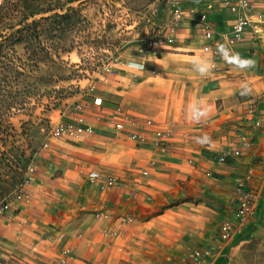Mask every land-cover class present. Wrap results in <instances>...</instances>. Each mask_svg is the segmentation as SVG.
<instances>
[{"label":"rangeland","instance_id":"374dc122","mask_svg":"<svg viewBox=\"0 0 264 264\" xmlns=\"http://www.w3.org/2000/svg\"><path fill=\"white\" fill-rule=\"evenodd\" d=\"M165 2L166 0L76 1L71 4L76 11L67 26L65 24L64 31L58 28L50 32L47 28L50 21L42 22L45 23L43 27L46 32L40 35V44L41 47L50 49V54L41 49L36 52V56L33 53L29 56L31 51L27 50L24 43H15L13 50L6 49V61L10 63L7 65L14 64L22 73L7 71V77H1L0 80V202L12 197L17 185L25 178L30 164L36 166L31 187L35 180H42L44 183L48 180L72 178L77 182L79 179L89 181L87 172L91 169L120 179L123 171L130 168V158L137 152L139 145L125 132L116 129L115 137L111 138L99 133L97 129H100L102 120L115 125V115L118 121L129 115L134 119L150 116L158 121L161 112L168 111L171 113L170 119L178 123L180 117L175 108H182L183 101L185 106L190 104L188 95L180 94L182 80H188L196 74L199 76L192 63L193 57L202 58L199 51L170 49L168 51L174 54H169L168 57L160 54L161 59L146 61V70L140 76H134V71L123 65L127 59H138L145 39L157 31L158 17ZM38 3L43 2L34 0L31 5L35 8ZM8 23L14 25L16 20H8ZM12 31V28L6 30L8 33ZM194 53L196 56L187 55ZM102 77H108L109 80L105 82ZM140 77L144 79L140 80ZM241 90L239 88L236 96L230 100L237 106L232 110L231 118L235 120L227 119L229 125H232V132L240 127L243 102L247 98L246 95H241ZM95 96L102 97L100 105L94 104ZM12 100L13 105L8 107V101ZM194 100L193 97V103ZM222 101L223 99H219L215 104L218 110L224 109ZM76 105H80V113L86 116L89 124L95 126L96 133L76 139L55 136L53 129L58 124L74 118L78 112L75 110ZM119 105L120 111L116 110ZM214 108L213 105L210 107V114L205 120L199 123L192 120L190 123L201 124L203 129L208 130L205 133L211 138V144L205 151H210L217 159L219 152L216 149L225 141L224 129L228 124H223L224 119L218 121L213 117ZM98 117H101L100 123L96 121ZM259 160L261 163L258 161L256 164L264 169L263 154ZM248 175L238 180V184L251 181L253 176ZM208 182L206 188L202 187L196 193L190 192L189 187H186L184 195H178L172 189L176 184L174 183L170 188L171 193L157 196L155 199L160 201L159 205L153 204L155 209L152 214L144 218L145 221L149 220L146 236L158 240L167 238L171 244L179 241L178 226H166L165 231L163 224L167 225L169 220L156 216L166 209L174 211L175 207L185 203L203 207L199 209L210 207L215 201L209 192L217 182L214 178H208ZM89 186L96 189L90 183ZM31 187L29 190L33 196ZM85 201L92 203L91 196L85 198ZM83 202L84 199L78 204H84ZM32 204L33 200L26 205L28 207ZM95 210L88 211L93 213ZM21 212L20 220L23 217L32 218L28 211ZM188 212H194V209L188 208L186 213L189 215ZM13 214L16 216L18 213ZM245 235L248 240L241 246V257L236 259L235 264H264V197L256 214V224ZM9 238L4 240L6 244L19 245L13 240L12 233ZM23 247L21 248L24 249ZM26 254L30 259L13 256L2 262L45 264L52 259L44 261L33 250H27ZM173 258L169 255L166 263L172 264ZM154 263L158 264V258H154Z\"/></svg>","mask_w":264,"mask_h":264},{"label":"crops","instance_id":"0c3cea01","mask_svg":"<svg viewBox=\"0 0 264 264\" xmlns=\"http://www.w3.org/2000/svg\"><path fill=\"white\" fill-rule=\"evenodd\" d=\"M253 1L257 7H264V0ZM184 4L207 12L218 32L228 31L235 18V15L223 6L221 0H184ZM202 42L195 27L187 23L180 29L174 46L163 50L161 55L168 57L169 54H174L168 51L170 49L196 52ZM237 51L242 58L255 61V66L245 70L236 67L230 71L212 70L206 76L196 74L195 77L182 80L180 94L188 95L190 104H193L194 97V103L203 101L208 107L213 105V117L218 121L224 119L223 124H228L224 129L225 141L216 151L220 153L225 149L238 147L236 135L239 132H245L253 139L254 145L250 150L244 151L240 157L229 156L225 163L215 159L213 153L205 151L209 145L202 146L196 142V137L208 136L205 133L208 130L203 129L201 124L190 123L192 119H189V106H185V101L182 108H175L180 117L177 124L170 119L171 113L168 111H162L158 121L150 116L135 119L131 117L136 123L126 124V127L133 131L149 132L153 127L171 125L168 148L162 151L153 143L138 144L137 152L130 158V168L123 171L118 183L113 187L103 189L99 183L89 179H79L78 182L75 178L48 180L46 183L35 180L33 185L36 186H30L34 191L33 204L28 207L26 204H20L17 210L13 211L18 213L16 216L12 213L10 217L0 218V264H6L2 262L3 259L13 256L30 259L27 254L32 253L26 254L27 250L35 251L44 261L49 258L53 260L68 247L74 255L73 264H156L155 257L158 258V264H168L166 259L169 255L174 257L172 264H175L179 259L188 257L195 247L215 243L220 224L229 217L228 209L237 203L238 180L250 173L248 176L253 178L247 183L249 187L261 192L262 202L264 169L256 163H261L259 158L262 154L264 156V129L253 127L249 122L241 120L238 130L232 132V125H229L227 119L232 117V110L237 107L230 100L236 96L239 88L242 89V85L246 84L250 89L247 98L259 92L263 86L264 26L262 37L255 39L247 35L238 44ZM187 55L196 56L195 53ZM201 59L206 60L203 57ZM142 78L140 77V80ZM219 99H223L224 109L216 108L215 104ZM260 110V113L264 114V104ZM98 113L100 114V110ZM114 117L115 121H120L116 115ZM100 119L101 117H98L96 121L100 123ZM147 120L153 122L152 127L146 124ZM99 127V133L109 138L115 137L114 124L102 120ZM144 170L148 171L147 175L142 174ZM208 178H214L217 185L209 192L215 202L210 207L205 206L207 210L199 209L203 207L194 203H185L175 207L174 211L166 209L164 213L156 216L169 220L167 225L163 224L165 231L166 226H178L179 241L171 244L167 238L158 240L146 236L149 220L145 221L144 218L152 214L155 209L153 204L159 205L160 201L155 199L157 196L171 193L170 188L174 183L176 184L172 189L176 190L178 195H184L186 187H189L190 192L196 193L209 185ZM137 180L141 183L137 184ZM89 183L96 189L89 188ZM88 195L91 196L92 203L85 201ZM83 199L84 204H78ZM188 208H193L194 212H188V215ZM90 209L96 210L91 213L88 211ZM21 211H28L32 218L23 217L20 220ZM98 213L100 216H97ZM124 217H130L132 220L123 222ZM255 224L256 217L243 233L237 234L226 244L214 264H235L236 259L241 257V246L248 240L245 234L252 231L250 228ZM11 233L13 240L19 245L4 242L5 239H10Z\"/></svg>","mask_w":264,"mask_h":264},{"label":"built area","instance_id":"2783aa9c","mask_svg":"<svg viewBox=\"0 0 264 264\" xmlns=\"http://www.w3.org/2000/svg\"><path fill=\"white\" fill-rule=\"evenodd\" d=\"M223 6L235 15L231 27L226 32H218L210 21L207 12L198 11L195 7L185 6L184 0H166L157 21V31L147 39L140 49L138 59H127L123 65L127 69L134 71V76H140L146 70V61L159 58L163 50L174 46L179 38L180 29L187 23H191L199 36L202 43L198 49L200 55L213 65L212 70L230 71L234 68L226 62L225 58L219 53L220 45H226L231 51L238 53L237 46L247 35L258 39L262 37L264 26V7L259 8L253 0H221ZM195 52V51H193ZM135 65H142V70L137 71ZM113 70V69H111ZM103 81H108V77H102ZM263 86L259 92L250 95L243 102L242 121L249 122L253 127L264 129V114L260 113V108L264 104V77ZM103 99L100 96L94 97V104L100 105ZM80 105H76L75 110L78 112L74 118L61 122L54 129L53 133L57 137L76 139L83 135H94L96 129L94 125L86 121V116L80 113ZM118 111L121 106H117ZM136 123L129 115H125L115 124V129L119 132H127L129 138L138 142V144L153 143L162 151L168 148L171 125L153 127L149 132L133 131L127 128L126 124ZM147 125L153 126L151 120L146 121ZM239 146L221 151L217 157L219 162L225 163L229 156L240 157L244 151L250 150L253 145V139L245 132H239L236 135ZM36 166H28L26 176L14 190L12 197L0 202V218L10 217L14 209L20 204H27L32 200L30 185L34 181ZM91 182H97L101 188L115 186L118 177L105 176L101 171L91 169L87 172ZM143 175L148 171L144 170ZM210 175V173H208ZM137 184L141 181L137 180ZM238 193L237 203L231 209L229 217L226 218L219 226L215 243L208 246H198L191 250L186 258L179 259L175 264H214L216 258L225 249L237 234L243 233L250 222L256 217L258 208L261 203V192L249 187L247 182H241L237 185ZM100 216V213L97 214ZM123 222H129L130 217H124ZM70 249L64 248L59 257L45 264H73L74 258Z\"/></svg>","mask_w":264,"mask_h":264},{"label":"trees","instance_id":"16d2710c","mask_svg":"<svg viewBox=\"0 0 264 264\" xmlns=\"http://www.w3.org/2000/svg\"><path fill=\"white\" fill-rule=\"evenodd\" d=\"M32 1L0 0V80H2L1 77H7L5 76L7 71L16 74L22 73L14 64L7 65L10 63L6 61L8 56L6 49L13 50L15 43H24L27 50L31 51L29 56L32 53L36 56V52L38 53V50L41 49L46 50V53L50 54V49L43 48L40 44V35L44 31L46 32L43 27L44 24L50 21V26L47 25L50 32L58 30V28L64 31L66 28L65 24L67 26L76 11V8L71 4L80 0H57L54 3L53 1L40 0L43 3H38L35 8L31 5ZM36 15H40V17L37 18ZM8 20H16V24L12 25L8 23ZM44 21L45 23L43 24L42 22ZM10 28L14 31L6 32ZM13 102V100L8 101V107H11ZM252 229L253 227L250 228V230Z\"/></svg>","mask_w":264,"mask_h":264},{"label":"clouds","instance_id":"9594fccd","mask_svg":"<svg viewBox=\"0 0 264 264\" xmlns=\"http://www.w3.org/2000/svg\"><path fill=\"white\" fill-rule=\"evenodd\" d=\"M218 51L225 58L226 62L239 70L250 69L255 66V61L244 59L240 56L239 53L231 52L226 47V45H220ZM192 63L194 70L202 76L208 75L213 69V65L210 62L198 57H193ZM134 67L137 71H139L142 70L143 66L135 65ZM241 88V95H247L250 92V89L246 84L242 85ZM210 111V107L206 106L203 101H197L193 104H190L188 108L190 119L194 120L197 123L205 120L209 116ZM195 140L202 146L211 144V138L207 135L198 136L195 138Z\"/></svg>","mask_w":264,"mask_h":264}]
</instances>
